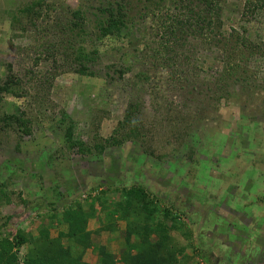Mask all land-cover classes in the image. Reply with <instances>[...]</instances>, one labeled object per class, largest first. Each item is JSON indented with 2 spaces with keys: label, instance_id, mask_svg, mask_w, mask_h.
I'll use <instances>...</instances> for the list:
<instances>
[{
  "label": "rangeland",
  "instance_id": "1",
  "mask_svg": "<svg viewBox=\"0 0 264 264\" xmlns=\"http://www.w3.org/2000/svg\"><path fill=\"white\" fill-rule=\"evenodd\" d=\"M106 1L0 0V83L10 76L20 87L18 97L0 98V118L21 114L29 127L22 134L0 120V241L23 233L30 242L41 229L55 239L66 231L58 224L65 209L78 203L86 213L93 204L91 247L82 261L100 264L96 248L103 247L122 264L125 223L109 222L95 200L119 203L126 190L140 187L158 208L155 218L164 222L167 210L181 226L169 235L185 247L188 264H264V57L238 62L240 81L218 83L223 39L238 34L264 44V11L247 10L249 0H221L214 36L178 32L172 38L159 21L169 27L178 18L170 0H155L153 16L142 10L147 1L127 0L132 21L119 35L95 41L100 60L92 77L76 74L46 46L37 49L53 36L54 16L65 20L78 9L91 34L95 9ZM31 2L43 3L32 23L21 13ZM50 4L57 13L46 11ZM132 104L135 115L125 123ZM63 115L76 141L91 151L99 143L104 151L84 156L69 149ZM109 139L120 144H106ZM110 223L113 233L96 234ZM234 223L249 228L250 236ZM13 254L23 264L27 247Z\"/></svg>",
  "mask_w": 264,
  "mask_h": 264
},
{
  "label": "trees",
  "instance_id": "2",
  "mask_svg": "<svg viewBox=\"0 0 264 264\" xmlns=\"http://www.w3.org/2000/svg\"><path fill=\"white\" fill-rule=\"evenodd\" d=\"M145 1L148 4V6L144 5L142 8L147 13L145 16H153L155 13L151 11V8L155 6V0ZM220 2L221 0H178L174 4L175 0H170V5H174V8L179 11V16L176 20L172 19L169 27H166L162 17L159 20L162 22L160 27L164 30L165 36L170 35L172 38L178 32L183 34L185 32L200 33L205 31L212 33L214 25L216 23L220 24L218 16ZM41 4L43 3L31 2L21 10V13L28 17L30 23L39 19L40 16L37 10H39ZM128 4L127 0H107L101 6L96 7L91 34L88 30L89 22L82 9L70 12L65 20L60 19L59 16H54L49 22L52 23L50 32L53 36L50 37V41L43 40V44H38L37 49L46 46L49 51H54L51 55L59 56L63 63L71 65L76 74L83 77H92L94 74L90 69H93L100 60L99 51L95 48V41L98 42L105 38L117 36L127 27L132 21L127 9ZM253 8L264 11V0L246 1V9ZM46 9L51 13H57L58 11L54 4L46 6ZM51 34L48 36H51ZM44 37L47 39V34ZM223 40L226 45L223 44L222 46L227 49L221 76L223 81L220 82V79L218 83L226 85L228 81L236 82L242 78L240 72L243 73V71H240V67L237 65L238 62L245 64L249 57L256 54L264 57V44L252 45L244 37H239L238 34L228 37L229 41ZM216 43L221 44V38L218 36ZM19 88L14 78L7 76L0 83V98L4 95L18 97L20 94ZM217 90L222 91L219 87ZM135 110L136 105L132 104L128 107L125 113V123L131 117H134ZM0 120L15 125L22 134L29 133L28 122L23 119L21 114L18 117L3 114ZM67 120L69 119L63 115L60 125L63 127L65 144L69 149L76 150L78 154L84 156L91 155L92 152L99 155L104 151V146L99 143L95 144L91 151L90 147L88 148L82 142L76 141L73 138L72 123L68 124ZM123 125L121 122L118 129H123ZM130 132L134 133L135 129H131ZM252 133L253 131L249 133L247 140L251 139ZM110 141L109 145L111 146L120 144L114 139H109L105 143L108 144ZM56 196L59 199L60 196L57 194ZM125 196V200L119 203H109L103 198L95 200L96 204L99 205V212L103 213L109 222L113 224L115 221H123L125 223L127 251L122 255V264H188L190 257L184 254L185 247L174 244L172 236L169 235L171 231H178L181 228L173 219L171 213L167 210L163 212L162 219L164 222L155 218L157 217L158 208L153 205V201L145 195L140 187L126 190ZM95 212L93 204L89 205V211L86 213L78 203L72 208L65 209L59 216L58 224L64 226L66 231L65 233L59 232L55 239L50 238L45 229H41L38 237L31 239L30 242L25 239L23 233L15 235L12 241L8 239L1 240L0 264H16L13 250L21 247H27V255L23 264H86L82 261V256L84 251L91 247L90 238L92 236V233L87 232V225L89 220L95 217ZM54 219H57L56 215ZM166 221L170 222L169 227L166 226ZM232 227L239 234L250 236L249 228L239 223L232 224ZM103 230L113 233L116 229L110 223L109 226L99 229L96 234ZM220 232L223 231L220 230ZM152 236L156 239L154 242L151 241ZM185 237L191 240V233L187 231ZM131 238H134L137 243L130 244ZM64 240L67 242L66 247L62 244ZM130 250H134L136 254L132 256L129 253ZM96 254L100 264H115L105 248H96Z\"/></svg>",
  "mask_w": 264,
  "mask_h": 264
}]
</instances>
